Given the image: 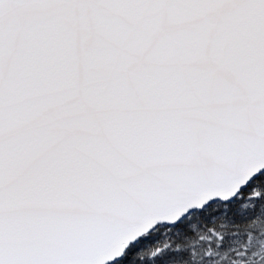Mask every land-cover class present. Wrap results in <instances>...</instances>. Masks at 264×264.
<instances>
[{"label": "snow or ice", "instance_id": "6c2138e0", "mask_svg": "<svg viewBox=\"0 0 264 264\" xmlns=\"http://www.w3.org/2000/svg\"><path fill=\"white\" fill-rule=\"evenodd\" d=\"M0 264H264V0H0Z\"/></svg>", "mask_w": 264, "mask_h": 264}]
</instances>
